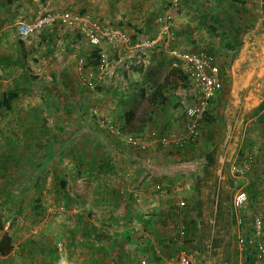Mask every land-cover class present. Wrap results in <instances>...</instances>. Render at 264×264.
Instances as JSON below:
<instances>
[{
    "label": "rangeland",
    "instance_id": "374dc122",
    "mask_svg": "<svg viewBox=\"0 0 264 264\" xmlns=\"http://www.w3.org/2000/svg\"><path fill=\"white\" fill-rule=\"evenodd\" d=\"M3 1L0 0V5H3ZM34 1L37 3L36 16L33 14L29 16L25 10L18 9L15 11L18 13L17 16L8 15L5 21L15 23L19 20L32 24L39 15L40 8H46V10L49 8L52 10L47 11L58 15L67 11L77 15H86L89 22L96 23V0H49L50 6L47 5L48 0ZM171 1H165L163 3L165 6L158 5L160 8L152 7L155 17L152 15L154 27L151 29L153 28L152 32L155 33L154 37L160 36V30L163 34L157 46L154 45L139 53L133 51L124 54L107 48L106 72L101 74L100 70L92 72L88 69V72L93 74L92 80L95 88H88L84 85L86 91L91 93L87 94L88 97L91 95V99L88 100L89 105L86 106L89 124L85 128L77 131H59L54 128H45V123L42 121L39 122L38 129L29 127L26 122L29 118L27 112L29 108H37L40 105L45 110V104L51 107L53 100L33 94L34 91L40 90L39 86L42 84L32 75L31 78H21L24 86H12V89L15 87L13 91H16L13 106L20 111L21 121L17 127L15 125V128L12 125L10 128L7 126L3 128V125H0V225L4 227L0 235L8 232L14 237L16 245L19 241L23 244L25 254L22 257H16V260L13 258L15 261L13 263L50 264L54 257L60 258L62 252L65 255V261L60 259L57 264H90L97 260L99 264L113 263L110 254L112 245L109 242H92L93 246L88 247L85 239L82 238V228L77 218L79 214L85 215L83 221L95 227V229L90 228L92 234H96L97 228L100 234L112 238L116 234L120 235L118 231L122 229L116 227L111 231L109 224L105 223L108 221L109 212L104 207H107L108 201L106 200L109 199V195L105 188L99 186L102 177L96 179V171L107 174L112 165L107 161L96 162V144L102 143L109 147L117 145L116 154L119 155H124L122 150H125L127 146L105 129L99 128L97 120L109 119L121 128L124 126L125 114L133 112L132 130L124 127L125 132L141 133L137 130L144 126L143 133H146L147 124L156 110L150 102L151 95L155 87L164 82L169 72L179 67V61L173 55V51L206 49L223 58L220 65L226 71L223 92L225 98L213 102L204 116L198 142L203 141V138L208 135L212 142V145H209L211 149L218 145H225L226 150L229 151L233 146V141L237 142L239 138V146L230 166V178L234 186L230 202L232 207L231 231L235 251L234 264H249L248 259L254 251L257 264H264V118L262 117L264 109L262 110L261 105H253L256 98L264 95V82L261 83V90L257 87L260 95H252L253 100L248 97V93L254 89L253 81L249 84V89L242 93L241 102L250 103L252 101L249 105H253V109L249 110V114L245 117L246 126L243 125L242 134L238 132L235 134L234 127L241 112L238 109L236 115H233V127L230 133L232 136L229 134L230 136L227 137V115L232 106L230 93L232 87L236 89L234 79L231 77V69L238 72L233 63L239 60L241 48L238 47L234 51L224 49L221 35L218 34L220 35L218 36L215 31L212 34L211 29L236 32L238 28H234L237 27L236 24H231L232 18L223 17L226 13H230V10H234L233 0H180V4L176 7ZM21 7L25 5L19 8ZM168 8L177 9H174L170 16L166 12ZM117 9H123L119 2L115 3L113 10ZM163 12L168 16L167 24L169 25V30L165 32L163 31L165 24L159 22V16ZM237 12L241 13L240 10ZM115 25L126 30L137 27L136 24L126 20H117ZM49 40L50 35L46 36L43 30H35L28 39H22L14 29L11 34L4 37L3 41L0 40V62L13 60L12 57H14L19 59V63H16L14 67L17 71L30 69L27 64L29 61L38 63L44 57L49 48V42H47ZM213 40L217 41L219 48L214 49L208 45ZM83 41L90 45L87 37L84 36ZM86 47L88 48V45ZM121 58L125 59L123 61H126V65L128 60H132V67L138 70L134 69L137 73L142 65L143 74L150 79L149 83L144 84L139 78L137 82H133V85L130 81H126L128 67L112 65ZM144 60H147V64ZM32 72L34 73L33 70ZM112 76L115 81L107 79L103 82L105 77L111 78ZM168 89L166 95L170 101H178L181 105L179 115L182 117L185 106L193 103L191 100L193 96L192 98L190 96L192 95L191 86L187 79L177 76L172 78ZM104 90L107 92L105 95L107 97H98V93ZM117 110L119 113L115 112ZM121 112L123 113L122 118H120ZM22 117L26 118L24 123H20ZM41 119L45 117L41 116ZM183 132L184 130L176 133L182 134ZM44 134L47 136V144L42 145L44 148L37 149L34 146L44 140ZM34 151L39 156L35 162L32 157ZM60 180L66 183L65 191L60 190ZM35 181L40 182L36 190L34 189ZM175 184L183 185L187 192L189 191L188 186L191 188L192 185L189 179H180ZM117 191L116 188L113 195H117L120 200L121 196ZM242 194H245V201L240 206H235L236 199ZM49 221L56 223L52 233L57 230L55 236L58 239L49 236L50 230L52 231L51 226L48 225ZM18 251L19 248L17 256Z\"/></svg>",
    "mask_w": 264,
    "mask_h": 264
},
{
    "label": "crops",
    "instance_id": "0c3cea01",
    "mask_svg": "<svg viewBox=\"0 0 264 264\" xmlns=\"http://www.w3.org/2000/svg\"><path fill=\"white\" fill-rule=\"evenodd\" d=\"M165 1L167 0H96V24L104 34H120L115 35L114 40L111 42L107 37L101 36V44L96 50L100 51V49H103L106 51V49L109 48L111 50L114 49L120 54L127 52L131 53L133 51L139 53L142 50L146 51L156 45L163 34L160 30V36L158 35L155 38V33L152 32L153 28L151 29V27H154L152 18L153 16L155 17V15H153V8L158 5L165 6L163 4ZM116 2L121 3L123 9L113 10ZM232 3L234 5V10H230V13H226L223 17L232 18L231 24H236L237 27H233L238 28L236 32H232V30H230V32L224 29L221 31L216 28L212 29H214L217 35H221L223 39L221 42L224 49L234 51L238 47L242 49L245 46H249L247 49H252L256 47L257 44L254 41L252 43L248 42L246 38L248 33L255 30L259 24L261 1L233 0ZM49 4L51 3L48 0L47 5L50 6ZM22 5H25V7L19 8ZM160 6H158V8H160ZM18 9L25 10L29 16L30 14L36 16L35 11L37 10V3L34 0L3 1V5H0V40L3 41L4 37L11 34L14 29L16 30V25L19 22H24L19 20L15 23L12 21H5L8 15H10V17L17 16L18 13H15V11ZM168 9L166 12L171 16L173 10L177 8ZM40 10H43V8H40L39 12ZM47 10L51 11L52 9L47 8ZM238 10H240L241 13H238ZM157 11H159V9ZM80 16L85 17L86 15L81 14ZM161 17L165 20L166 13L163 12L159 18ZM117 20L132 22L136 24L137 27H133L135 31H133L134 29H120L115 25ZM42 30L46 36L50 35L51 42L50 40L47 41L49 42V48L38 63L29 61L27 66L30 69L17 71L14 67L16 63H19V59L17 60L12 57L13 60H3V63L1 62L4 65L5 61L7 66L6 64L4 65V73L0 78V101L5 96H16V91H13L15 87L12 89V86H24L22 85L21 78H31L32 75L34 79H39L42 84L39 86L40 90L34 91L33 94L40 97L43 96L45 99L48 98L53 100V102H51V107L46 103L44 106L45 110H43L40 105H38L39 107L37 108H29L27 111L29 118L26 119L22 117L23 119L20 123H24L26 119V122H28L27 124H29L28 126L33 129H38L40 121L45 123V128H54L59 131H77L83 129L89 124V119H87L86 115V113H88L86 106L89 105L87 103L88 100L91 99V95L88 97L87 94L91 93L86 91V87L82 80L83 73L80 67L83 65L87 72L88 69H91L92 72H98V68H92L91 66V57L93 56L95 48L83 41L84 35L81 29L66 28L59 23H55ZM149 35L151 36L149 37ZM216 43L217 41L213 40L209 42L208 45L214 49L219 48ZM229 58L231 59V57ZM229 58L228 62L230 61ZM218 59L219 62H223V58H221L220 55ZM123 60L125 59L121 58L112 65L114 67L125 66L126 61ZM144 62L147 64V60H144ZM132 64V60L127 61L128 66L126 65V67H128V77L124 75L126 81H130L133 85V82H137L139 78V80H143L142 82L144 84L149 83L150 79L147 75L143 74L142 65H140L141 70L137 73L136 71L138 70L132 67ZM233 64L236 70V63ZM104 73L105 72L101 74ZM140 73H142V75ZM237 73L231 69V77L234 79L235 84V81L238 79ZM107 79L115 81V78L112 76L111 78L105 77L103 82H106ZM29 83L31 84V80ZM28 87L31 89L30 86ZM42 91L43 93H40ZM106 93L105 90L104 92H99L98 97H107L105 96ZM20 95L21 94H19V96ZM230 95L231 99L239 97V93L235 87H232ZM190 96L192 98V95ZM223 98H225V93H223L218 100ZM191 100L193 101V99ZM182 103L184 104L183 101ZM191 104L185 106L182 117L179 115L181 105L178 101H170L168 98L164 104L154 105L156 110L151 121L147 124L148 130L146 129L147 127H145L147 131L146 134L156 130L164 139L175 134H180L176 132L184 130L186 110ZM53 105H55V107H53ZM263 109L264 106L262 107V110ZM115 112L119 113V110ZM122 112L120 113V118H122ZM19 116L20 111L15 109L14 106L11 110L2 108L0 109V125L2 124L3 128H5V126L10 128L11 125L15 128V125L17 127L19 121H21V117L19 118ZM41 116H44L45 119H41ZM244 122L245 120H242L236 125L238 129H240L239 134H242L243 125L246 126ZM226 128V136L229 137L231 131H228V126H226ZM207 137L203 138V141L199 140L197 144L190 145L184 150H180L174 144L166 145L162 141V143H153L149 146L147 151L143 152H137V150L126 147L125 150H122L124 155L116 154L118 149L117 145H110L109 147V145H103L102 143L96 144V162L107 161V163L112 165L107 174L96 171V179L102 177L100 178L102 181H100L101 185L99 186L105 188L107 195H109V199L106 200L108 201L107 207H104L109 212L108 221L105 223L109 224L108 226L111 231L115 230L114 228L116 227L122 228L118 231L120 235L116 234L109 240V243L112 245L110 251L113 260L112 264H141V261L144 259L147 260V264H169L170 258L175 251L170 240L174 235L172 224L176 219L173 214L176 198L171 195H160L155 190V186L157 184L174 185L179 182L180 179H189L192 184L191 188L188 186L189 191L186 192V196L189 205L187 222L190 227V248L196 252L197 257L195 264H234L235 251L233 245L234 237L231 231V220L229 221V249H225L224 247L221 248L220 246L211 249L208 246V241L206 242L205 239L200 246H198L199 229L191 210L194 206L193 201H195L196 197L193 180L196 174L201 171L204 164L202 156L206 154V151L211 149V146L209 147V145H212L211 138L208 137L207 139ZM46 140L47 136L45 135L44 140L36 143L34 147L37 149L44 148L42 145L47 144ZM239 141L238 138L237 147L239 146ZM32 157L35 162L37 157H39L36 151L33 152ZM39 186L40 182L35 181L34 189L36 190ZM116 188L121 196L119 197L120 200H118L117 195H113ZM229 217V219H231V215ZM96 224L99 225L97 222ZM48 225L52 228L49 236L58 239L55 236L57 235V230L52 233L53 226H56V223L49 221ZM17 243L18 244H15V248L10 255L5 257L0 256V264H15L13 263V258L16 260V257H22V255L25 254L22 242L19 241ZM18 248L19 251L17 256ZM60 255V258L54 257L52 262L50 261V264H57V261L60 259H65L63 252Z\"/></svg>",
    "mask_w": 264,
    "mask_h": 264
},
{
    "label": "built area",
    "instance_id": "2783aa9c",
    "mask_svg": "<svg viewBox=\"0 0 264 264\" xmlns=\"http://www.w3.org/2000/svg\"><path fill=\"white\" fill-rule=\"evenodd\" d=\"M172 3L176 7L180 4V0H172ZM162 18H159V22L165 24L163 28L165 32L169 30V25L167 24L168 17L166 16L165 20ZM55 23H59L66 28L81 29L83 35L87 37L90 45L94 48L100 46L101 36L107 37L111 42L114 40L115 35H120L119 33L104 34L100 27L96 23L92 24L89 22L87 17H81L69 11L58 15L50 13L46 9L40 10L39 15L32 24L19 22L16 25V31L22 39H28L33 35L35 30H42ZM99 54L101 59L97 68L101 71L100 73H103L106 72L105 68L108 66V55L103 49H100ZM173 55L179 61V67L191 86L193 96V103L186 110L185 128L182 134H175L167 139L162 138L156 130L151 131L149 134H131L125 132L115 122L109 119L97 120L98 127L105 129L117 140L123 142L128 148L141 152L147 151L153 143H162V141L166 145L174 144L179 149H185L190 145L196 144L198 138L201 136V126L204 116L207 114L213 102L217 101L224 92L226 71L220 65L216 53L206 49L186 50L183 52L176 50L173 51ZM80 70L83 73L82 80L84 85L94 89L93 74L87 72L83 65L80 67ZM3 73L4 66L0 62V78L3 76ZM262 117L264 118V112ZM155 190L160 195H171L176 198L175 209L173 211L176 219L172 224L174 235L170 240L175 251L170 258L169 264H195L197 258L196 252L190 248V227L187 222L189 205L186 188L181 184H157ZM245 199V194L240 195L235 201V206H240ZM141 264H147V260H142Z\"/></svg>",
    "mask_w": 264,
    "mask_h": 264
},
{
    "label": "trees",
    "instance_id": "16d2710c",
    "mask_svg": "<svg viewBox=\"0 0 264 264\" xmlns=\"http://www.w3.org/2000/svg\"><path fill=\"white\" fill-rule=\"evenodd\" d=\"M10 1H13V0H10ZM260 1H261V14H260L259 24L255 30L248 33V36L246 38L248 42L252 43L254 41L257 45L256 47H253L252 49H247L249 46H245L244 48L240 49V52H241L240 58L237 62H235L236 69L238 71V79L236 80V89H237V92L239 93V97L231 99L232 106L228 110V115H227L228 116L227 126L229 127L228 131H231L233 127V120H234L233 115H236L238 109H239V112L240 111L241 112L239 113V117L237 118L238 119L237 124L240 121L245 120V117L249 114V110L253 109L252 107L253 105L254 106L261 105L260 107L264 106V95L261 96V98H256L255 100L256 102H254L253 105H249L252 101L250 103L246 101L241 102L242 93L247 91V89H249V84L252 81L254 82V85H253L254 89L251 90V93H248L249 99H252L251 97L253 94L260 95L259 89L261 90V83L264 82V0H260ZM211 30H213L212 34H214V29H211ZM91 58H92V61H91L92 68H95V67L97 68L99 65L100 59H101L99 51L95 50ZM177 76H181L187 79L185 75L183 74L182 70L180 69V67L172 69L169 72V74L166 76L164 82L159 84L157 87H155V91L153 92L150 98L151 104L159 105V104H164L167 101L166 93L169 90L168 84L171 82L173 77H177ZM257 87H259V89ZM14 98H15L14 95L5 96L0 101V109L6 108L7 110H11L13 107ZM242 103L244 104L242 105ZM125 118L126 119L124 122V126L121 128L124 131L126 127L132 130L131 123L133 121V112H127L125 114ZM236 125L234 127L235 128L234 131L237 130L235 132L240 133V129H238ZM143 130H144V126H141L140 128H138L137 131L143 133L144 132ZM137 134H140V133H137ZM237 138L238 137H236V139ZM215 150L216 152L214 153V155L211 156L210 155L211 151H209L210 153L208 152L209 154L206 156L207 161L211 164H216L221 156L223 158L224 154H226L225 153L226 146L220 145V149L217 148ZM59 186L61 188L60 190L65 191L66 183L64 180H60ZM60 193L62 194V192ZM77 218L82 228V238L85 239L86 245L88 247L93 246L92 242L93 243L94 242H109L110 237H106V235L100 234L97 228H96V234H92L90 232V228L95 229V227L92 224L85 223L83 221L85 219V215L79 214ZM3 230H4V227L0 225V232H3ZM14 245H15V239L8 232H4L2 235H0V256L5 257V256L10 255L12 251L14 250ZM249 252H252V251H249ZM251 255L252 256L249 257L248 259V263L256 264L257 262L256 252L254 251ZM90 264H99V262L97 260V262L94 261Z\"/></svg>",
    "mask_w": 264,
    "mask_h": 264
},
{
    "label": "flooded vegetation",
    "instance_id": "af4514ba",
    "mask_svg": "<svg viewBox=\"0 0 264 264\" xmlns=\"http://www.w3.org/2000/svg\"><path fill=\"white\" fill-rule=\"evenodd\" d=\"M217 148L220 149V145L212 148L213 151L210 150L211 156ZM236 150L237 142L233 141L231 149L226 150V154L223 158L221 156L216 164L207 161L206 156L209 153L202 156L204 164L193 180L196 197L193 201L194 206L191 208L199 229L198 246L205 239L211 249L219 246L229 249V213L232 209L230 202L234 189L230 178V166Z\"/></svg>",
    "mask_w": 264,
    "mask_h": 264
}]
</instances>
